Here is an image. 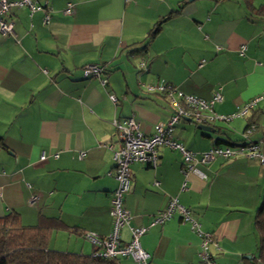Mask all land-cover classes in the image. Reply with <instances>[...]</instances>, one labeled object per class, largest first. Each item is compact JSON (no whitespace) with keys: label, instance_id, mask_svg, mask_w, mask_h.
<instances>
[{"label":"crops","instance_id":"obj_1","mask_svg":"<svg viewBox=\"0 0 264 264\" xmlns=\"http://www.w3.org/2000/svg\"><path fill=\"white\" fill-rule=\"evenodd\" d=\"M47 1L46 25L41 11L29 15L26 6L15 7L7 16L15 38L0 33V216L14 210L24 225L36 224L39 214L59 217L73 231L54 230L48 248L89 255L94 247L82 234L105 236L112 229L116 181L107 172L118 147L112 118L134 116L151 134L172 112L162 94L142 86L157 80L204 99L219 90L222 101L214 110L222 115L264 92V16L255 12L264 0H250L253 10L243 0ZM68 2L74 7L69 16L62 13ZM90 63L103 67L100 77H83ZM107 92L119 98L117 105ZM249 123L256 126L249 139L264 142V99L244 117L207 125L210 131L181 120L173 135L198 152L241 142ZM199 168L206 178L185 176L179 153L164 146L155 168L132 163L123 198L130 225H146L175 197L202 230L215 234V260L257 264L254 214L264 195V165L237 157ZM31 195L36 199L29 202ZM121 240H129L127 226ZM140 244L149 264H200L199 237L177 213L151 227ZM117 262L138 264L129 257Z\"/></svg>","mask_w":264,"mask_h":264},{"label":"built area","instance_id":"obj_2","mask_svg":"<svg viewBox=\"0 0 264 264\" xmlns=\"http://www.w3.org/2000/svg\"><path fill=\"white\" fill-rule=\"evenodd\" d=\"M22 6L28 8L29 15L41 11L43 25L49 22L52 8L47 0L42 2L37 0H0V33L2 35H10L15 38L13 23L7 19V16L12 8ZM73 8V4L68 2L62 13L68 16L72 15L74 13ZM244 50L245 45H241L239 53L242 55ZM202 62L203 60L200 61L199 66L202 65ZM139 66L141 69H145V61L141 60ZM102 72L103 67L97 63L85 64L82 67L84 78L100 77ZM100 83L102 86L107 84L103 78L100 79ZM142 86L148 93L162 94L172 112L166 121L155 123L151 134H146L141 130L140 124L134 116L112 118L111 124L118 140V147L112 150V169L107 172V175L112 176L116 181L110 198L112 229L105 236L92 231H85L82 236L93 245L94 249L91 254L94 257L106 259L129 257L138 264H149L150 254L142 248L140 238L151 227L163 224L177 213L183 221L190 224L191 229L199 237L200 264H220L215 260L211 251V247L216 246L215 234L202 230L199 222L192 217L190 210L179 203L175 197L169 199L163 210L152 215L146 225H130L131 214L123 204L124 195L130 188V165L134 162H142L151 168H155L158 164V148L161 146L179 153L181 171L185 176L188 173H193L202 179L206 178V174L199 166H206L217 158H253L264 165V142L249 139V135L256 128L253 123L248 124L242 131L241 142L226 146L214 145L207 150L198 152L186 149L173 135L176 125L184 119L198 127L210 125L215 121L229 122L234 118L244 117L264 99V92L250 98L231 114L222 115L217 114L214 110V105L222 101V94L219 90L215 91L209 99H204L184 93L175 85L164 80H157ZM107 96L113 105L119 103V98L115 94L107 92ZM83 155L84 152L78 153L79 158ZM47 156V154L41 153L39 159L45 160ZM52 156L57 157L58 153H53ZM154 184L157 185V182L155 181ZM35 199L36 197L31 195L29 202ZM125 226L129 229V240L123 243L121 230ZM257 264H262L259 259Z\"/></svg>","mask_w":264,"mask_h":264},{"label":"trees","instance_id":"obj_3","mask_svg":"<svg viewBox=\"0 0 264 264\" xmlns=\"http://www.w3.org/2000/svg\"><path fill=\"white\" fill-rule=\"evenodd\" d=\"M243 1L247 8L253 10L250 0ZM177 12L178 9L170 15ZM255 12L264 16V8ZM160 22L152 29L151 37L159 30ZM254 225L258 234L257 257L264 264V195L255 211ZM54 230L73 231L59 217L39 214L36 224L24 225L14 210L0 216V264H118L117 258H98L91 253L87 255L48 248Z\"/></svg>","mask_w":264,"mask_h":264},{"label":"rangeland","instance_id":"obj_4","mask_svg":"<svg viewBox=\"0 0 264 264\" xmlns=\"http://www.w3.org/2000/svg\"><path fill=\"white\" fill-rule=\"evenodd\" d=\"M197 129H199L198 127H197ZM200 130V129H199ZM52 245V244H51ZM56 246L58 247V248H63V250H67V249H65V248H67V246H66V242L63 240V239H57L56 238Z\"/></svg>","mask_w":264,"mask_h":264},{"label":"water","instance_id":"obj_5","mask_svg":"<svg viewBox=\"0 0 264 264\" xmlns=\"http://www.w3.org/2000/svg\"><path fill=\"white\" fill-rule=\"evenodd\" d=\"M198 128L203 130V131H210V127L207 125H200V126H198Z\"/></svg>","mask_w":264,"mask_h":264}]
</instances>
